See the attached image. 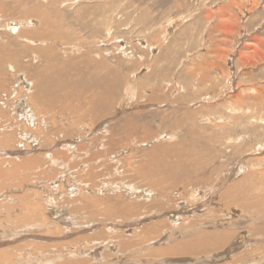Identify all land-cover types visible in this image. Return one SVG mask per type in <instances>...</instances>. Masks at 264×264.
Instances as JSON below:
<instances>
[{"label":"rangeland","instance_id":"374dc122","mask_svg":"<svg viewBox=\"0 0 264 264\" xmlns=\"http://www.w3.org/2000/svg\"><path fill=\"white\" fill-rule=\"evenodd\" d=\"M33 30L0 89V264H264V0H0L2 45Z\"/></svg>","mask_w":264,"mask_h":264},{"label":"bare ground","instance_id":"6f19581e","mask_svg":"<svg viewBox=\"0 0 264 264\" xmlns=\"http://www.w3.org/2000/svg\"><path fill=\"white\" fill-rule=\"evenodd\" d=\"M51 2H53L54 3V1H51ZM40 10V9H39ZM46 11V10H45ZM31 12H33V11H31ZM33 16H35V17H37V19H38V22H39V25L42 27L43 25H49V24H51L52 22H51V18L49 17V15L47 14V12H38V13H36V14H34V13H31ZM58 23V22H57ZM53 24V23H52ZM43 28V27H42ZM41 28V29H42ZM49 28V27H48ZM17 31V30H16ZM44 32H47L46 30L44 31ZM42 33L41 35L43 36V34H45V33ZM55 33V32H54ZM23 35H24V33H22ZM46 34H51V32H49V33H46ZM26 35L28 36V38H31V39H27L28 40V43L27 44H23L21 41H19V40H21V38H19L18 36L16 37V38H18V39H10V40H7L6 41V43L4 44V45H2V40H1V44H0V89L2 88V86L3 85H5V82H6V74H5V69H7L8 67H9V69L10 70H12L13 68H14V66L12 67L11 65H12V63L11 62H9L8 61V59L9 58H12V59H14V58H17L18 57V55H19V53L20 52H22V51H24L25 52V50H28L29 49V47H31V46H34V40H32V38H36L38 35H37V32H35V30H33L32 32H30V33H26ZM59 35V34H58ZM26 37V36H25ZM59 37V36H58ZM11 38V37H10ZM42 38H44L45 39V36H43ZM9 39V38H8ZM40 40H41V38H39ZM38 39V40H39ZM47 39H50V40H52L51 39V36L49 35V37H47ZM47 39H45V40H47ZM56 39H57V37H56ZM37 40V41H38ZM43 40V39H42ZM23 42H24V40H22ZM26 41V40H25ZM44 41V40H43ZM56 41V40H55ZM58 41V40H57ZM63 41V40H62ZM54 42V41H53ZM40 43V42H39ZM41 43H43V42H41ZM45 43H46V41H45ZM44 43V44H45ZM51 43V42H50ZM37 44H38V42H37ZM52 44V43H51ZM40 45V44H39ZM66 45V44H65ZM45 46H47V43H46V45ZM40 47H42V46H40ZM55 47V46H54ZM69 47V46H68ZM32 48V47H31ZM36 49V48H35ZM62 49H64V48H62ZM38 51H40V50H42V51H40L41 52V54H40V56H41V60L42 61H44L45 60V62L46 61H49V54H51L52 52L51 51H53L52 49H51V46L50 47H47V48H44V49H37ZM70 50V49H69ZM34 51H36V50H34ZM40 52H38V53H40ZM37 52H32L31 54H36ZM55 53V52H54ZM62 53H65V51L64 52H62ZM20 54H22V53H20ZM25 54L26 53H24L23 55L25 56ZM59 54V53H58ZM30 55V54H29ZM53 55V54H52ZM54 56H56V55H54ZM57 56H59V55H57ZM61 56H63V55H61ZM28 57V56H27ZM26 57V58H27ZM30 57V56H29ZM28 57V58H29ZM52 58H53V56H52ZM57 57H55V59H56ZM89 58V57H88ZM33 59H35L36 60V58H34L33 57ZM32 59V60H33ZM51 59V58H50ZM55 59H53L52 61H55ZM91 59V58H90ZM23 60V59H22ZM25 60L26 59H24V61L23 62H25ZM28 60V59H27ZM30 61V60H29ZM38 61V60H37ZM31 62H33V61H31ZM101 62V61H100ZM48 63V62H47ZM53 63V62H52ZM56 63V62H55ZM96 63V62H95ZM102 63V62H101ZM15 64V63H14ZM30 64V63H29ZM28 64V65H29ZM32 64V63H31ZM30 64V65H31ZM41 64H42V62H41ZM57 64H59V63H57ZM57 64H55V65H57ZM65 64V63H64ZM22 65H23V63H22ZM39 65V64H38ZM38 65H37V68H38ZM44 65V64H43ZM52 65V64H51ZM95 65V64H94ZM17 66V65H16ZM15 66V67H16ZM20 66V65H19ZM18 66V67H19ZM32 66V65H31ZM36 66V65H35ZM95 66H97V65H95ZM28 67V66H27ZM40 67H42V65L40 66ZM44 67V66H43ZM47 67V66H46ZM69 67V66H68ZM35 68V67H34ZM49 68V67H48ZM97 68V67H96ZM101 68V67H100ZM16 69V68H15ZM19 69H22V68H20L19 67ZM24 69V68H23ZM26 69V68H25ZM30 69V68H29ZM44 69H45V67H44ZM43 69V71H46V70H44ZM47 69V68H46ZM62 69V68H61ZM68 69V68H67ZM4 70V71H3ZM18 70V69H17ZM42 70V69H41ZM25 71V70H24ZM24 71H22V72H24ZM55 71H56V69H55ZM59 71V70H58ZM62 71H64V70H62ZM65 71H67L66 69H65ZM69 71V70H68ZM67 71V72H68ZM71 71V70H70ZM82 71V70H81ZM11 72H13V71H11ZM19 72H21V71H19ZM27 72V71H26ZM54 72V71H53ZM48 73H49V71H48ZM52 73V72H51ZM78 73V72H77ZM13 74V73H12ZM16 74V73H15ZM53 74V73H52ZM58 74H61V75H58ZM72 74V73H71ZM14 75V74H13ZM33 75V74H32ZM44 74L43 73H41L40 72V70L38 69V71H37V73L35 74L34 73V76L32 77V78H34V80H32V87L34 88V86L35 87H37V88H43L42 90H50L51 89V93L53 92V89L55 90L56 89V87L55 86H57L54 82L55 81H53V78L50 76V77H47L48 79H46L45 77L43 78L42 76H43ZM47 75V74H46ZM45 75V76H46ZM56 75H58V76H60V79L63 77V74L61 73V72H59V73H57ZM69 75V74H68ZM58 76H56V77H58ZM66 76V75H65ZM30 77H31V75H30ZM55 77V76H54ZM55 77V78H56ZM68 77V76H67ZM95 77V76H94ZM9 78V77H8ZM16 78V77H15ZM29 78V77H28ZM31 78V79H32ZM30 79V78H29ZM30 79V80H31ZM63 79H64V77H63ZM104 79V78H103ZM54 80H56V79H54ZM117 80V79H116ZM59 81H57V83H58ZM60 82H61V80H60ZM29 83H30V81H29ZM63 83V82H62ZM11 84V83H10ZM31 84V83H30ZM55 84V85H54ZM67 84V83H66ZM54 85V86H53ZM60 85V84H59ZM63 85H61V87H62ZM114 86V85H113ZM7 88V87H6ZM30 88V87H29ZM36 88V89H37ZM35 89V88H34ZM113 89L114 88H110V89H108V91H107V95H108V97L110 96H112V94H113ZM41 90V91H42ZM3 92H4V89L2 90ZM32 91V90H31ZM41 91L39 92V91H36V92H33V94H35V98H43V94L41 93ZM70 91V90H69ZM5 92H6V90H5ZM9 92V91H8ZM66 92V91H65ZM64 93V92H63ZM100 93V92H99ZM29 94V93H28ZM33 94H32V96H33ZM37 94V95H36ZM46 94H48V93H46ZM55 94H57V93H55ZM67 94V93H66ZM69 94V93H68ZM72 95V94H71ZM74 95V94H73ZM106 95V96H107ZM29 96V95H28ZM27 96V97H28ZM51 95H49V97H50ZM103 96V95H102ZM45 97V96H44ZM58 97V96H57ZM57 97H55L57 100L56 101H58V98ZM71 97V96H70ZM77 97V96H76ZM62 98V97H61ZM60 98V99H61ZM72 98V97H71ZM70 98V99H71ZM40 99V100H41ZM46 99V98H45ZM101 99L102 98H99V100H98V98L97 97H95V98H93V104H90V108H86L84 111L82 110L81 112H83L80 116H81V118H83L84 116H87V115H89L90 113H92V111H93V109L94 108H97V105L101 102ZM104 99H105V97H104ZM107 99V98H106ZM39 100V99H38ZM48 100V99H47ZM63 100V99H62ZM73 100H74V97H73ZM110 100H112V99H110ZM109 100V101H110ZM42 101V100H41ZM49 101V100H48ZM55 101V102H56ZM74 101H76V100H74ZM38 102H40V101H38ZM37 102V103H38ZM45 102V101H44ZM50 102V101H49ZM59 102V101H58ZM60 102H61V100H60ZM67 102H68V100H67ZM111 102V101H110ZM47 103V102H46ZM90 103V102H89ZM89 103H88V106H89ZM45 104V103H44ZM51 104V103H50ZM50 104H49V106H50ZM67 104V103H66ZM83 104V103H82ZM110 104V103H109ZM59 105V104H58ZM62 105V104H61ZM64 105H65V102H64ZM70 105V104H69ZM69 105H67V106H69ZM114 105V104H113ZM43 106V105H42ZM42 106H40L41 108H42ZM48 106V107H49ZM109 106V105H108ZM53 107V106H52ZM70 108H72L73 107V104H72V107L71 106H69ZM3 108H4V106H3ZM44 108L46 109V106H44ZM43 108V109H44ZM78 109V106H76L75 107V109ZM50 109V108H49ZM1 110V109H0ZM81 109H79V110H77L76 112H78V111H80ZM4 111V110H3ZM47 111H49L48 109H47ZM51 111V110H50ZM73 112V111H72ZM1 113V112H0ZM45 113V112H44ZM74 113V112H73ZM76 114V113H75ZM79 114V113H78ZM77 117V116H76ZM1 120V119H0ZM45 120V119H44ZM16 125V124H15ZM14 126V125H13ZM136 126V125H135ZM10 128V127H9ZM7 126H4V125H0V131H1V134H0V142H1V144H3V145H5V144H7L8 143V141L10 140V135H11V133L8 131V130H5V129H9ZM13 128V127H12ZM16 129V128H15ZM119 129V128H118ZM122 129V132H123V130H126V132L129 134L130 133V127L128 126V125H123V127L121 128ZM14 130V129H13ZM37 130V129H36ZM23 131V130H22ZM31 131V130H30ZM40 131V130H39ZM124 133V132H123ZM39 134V133H38ZM47 135V134H46ZM44 137V136H43ZM14 138V137H13ZM13 138H12V141H13ZM3 139V140H2ZM43 140V139H42ZM47 141H49L48 140V138L46 139ZM16 142V141H15ZM14 142V143H15ZM43 142V141H42ZM1 144H0V147L1 148H3V145L1 146ZM8 145V144H7ZM12 145H13V142H12ZM5 150V149H4ZM23 151V150H22ZM9 153V152H8ZM13 153V152H12ZM38 157H36V160L38 161L39 159H37ZM27 159V158H26ZM3 160V159H2ZM2 160L0 159V162H2ZM35 160V159H34ZM23 161V160H22ZM33 161V160H32ZM4 162H5V160H4ZM24 163V162H23ZM17 164V163H16ZM15 164V165H16ZM21 164H22V162H21ZM35 164V163H34ZM12 165V164H11ZM10 165V166H11ZM14 165V166H15ZM24 165H27V161H26V163H24ZM13 166V165H12ZM13 166V167H14ZM31 166H32V164H31ZM0 167H1V165H0ZM3 167V166H2ZM16 167V166H15ZM17 167H19L18 165H17ZM8 168V167H7ZM10 168V167H9ZM22 168V167H21ZM23 168H26V167H23ZM2 170H3V168H1ZM1 169H0V174H4V172H2L1 171ZM11 169V168H10ZM198 169V167L196 166L195 168H194V170L193 171H196ZM6 171H8L7 169H6ZM11 171V170H10ZM16 171H18V168H17V170ZM199 171H201V166L199 167V169L197 170V172H199ZM9 172V171H8ZM20 172V171H19ZM149 172H152V170H149ZM10 173V172H9ZM8 173V174H9ZM15 173H13V175H14ZM17 174V173H16ZM5 175H7V174H5ZM18 175H20V174H18ZM2 176V175H1ZM12 176V175H11ZM17 176V175H16ZM15 176V177H16ZM2 177H4V176H2ZM6 178H8V177H6ZM17 178V177H16ZM26 178V177H25ZM1 179L2 178H0V181H1ZM18 179V178H17ZM19 179H20V176H19ZM18 179V180H19ZM27 179V178H26ZM3 180L4 179H2V182H3ZM16 180V179H15ZM22 181H23V179H21ZM11 182V181H10ZM28 182V181H27ZM172 182H174V181H172ZM3 186V185H2ZM165 187H171L172 188V186H165ZM160 192H162V191H160ZM160 195H163V196H165L164 195V192H162V193H159ZM21 196V195H20ZM27 196H28V194H27ZM167 196V195H166ZM18 198V197H17ZM21 198V197H20ZM26 198V197H25ZM80 198V197H79ZM78 198V199H79ZM89 199H90V197H88ZM48 199V198H47ZM81 200H82V198H80ZM21 200V199H20ZM26 200V199H25ZM27 200H29V199H27ZM75 200V199H74ZM32 200H30V202H31ZM80 201V200H79ZM85 201V200H84ZM97 200H89V202H87V201H85L86 203H88V204H86L87 205V207H89L88 209H91L92 211H94L95 210V207H96V205H95V203H97L96 202ZM33 202V201H32ZM39 202V201H38ZM37 202V203H38ZM55 202V201H54ZM102 202V201H101ZM21 203H24V200L23 201H21ZM36 203V202H35ZM34 202H33V204H31V205H28V207H26V210H28V208L30 209L31 207L32 208H34L35 206H36V204H35ZM73 203V202H72ZM78 204L80 203V202H77ZM82 203H83V201H82ZM82 203H81V205H82ZM29 204V203H28ZM75 205H76V203H74ZM77 204V205H78ZM112 204V203H111ZM119 204V203H118ZM121 204V203H120ZM119 204V205H120ZM74 205V206H75ZM80 205V204H79ZM80 205V206H81ZM97 205H99L100 206V204H97ZM38 206V205H37ZM36 206V207H37ZM69 206V205H68ZM83 206V205H82ZM111 206V205H110ZM114 206H116V205H114ZM104 207V206H103ZM102 207V208H103ZM32 208L30 209V210H32ZM72 208H74V207H72ZM105 208V207H104ZM38 209V208H37ZM36 209V210H37ZM42 209V208H41ZM40 209V210H41ZM39 210V209H38ZM72 210V209H71ZM111 210V209H110ZM116 210H118L119 211V213L120 212H124V211H126V208L125 207H123V206H117V209ZM112 211V210H111ZM35 212V211H34ZM38 212V211H37ZM78 212V211H77ZM96 213H97V211H95ZM104 212V211H103ZM106 212H107V215L110 213L108 210H106ZM127 212V211H126ZM125 212V213H126ZM32 213V212H31ZM34 214V213H33ZM36 214V213H35ZM91 214H93L94 215V212H91ZM98 214V213H97ZM97 214L95 215V216H97ZM100 214V213H99ZM103 214V213H102ZM121 214V213H120ZM127 214V213H126ZM28 215V214H27ZM39 215V214H38ZM103 215H105V214H103ZM106 215V216H107ZM125 215V214H124ZM20 216V215H19ZM100 216V215H99ZM98 216V217H99ZM126 216V215H125ZM24 217V216H23ZM22 217V218H23ZM25 217H26V215H25ZM24 217V218H25ZM34 218H32V219H36L37 220V218L36 217H38L37 215L36 216H33ZM42 217V216H41ZM27 218H29L28 216H27ZM106 218V217H105ZM40 219V218H39ZM42 220H43V218H42ZM48 220V219H47ZM25 222V221H24ZM48 229V228H47ZM156 230V229H155ZM52 231V230H51ZM48 232V231H47ZM220 234H222V236H224V232L222 233V232H216V233H205V234H201L199 237H198V239L196 240V241H193V243L192 244H190L189 242H187V244H184V246L186 247V246H191V247H193V246H195V247H197V245H209V244H214V245H216V239L217 240H219L220 241V243L221 242H224L225 241V239H222V238H219V237H217V236H219ZM143 240V239H142ZM212 241H215V243H213ZM79 242V241H78ZM86 242V241H85ZM189 243V244H188ZM31 245H32V243H31ZM199 246L197 247V248H199ZM34 247V246H33ZM42 247V246H41ZM77 247V246H76ZM202 247V246H201ZM179 248H180V246H179ZM183 248V247H182ZM21 249V248H20ZM33 249V248H32ZM187 249V248H186ZM33 250H35V249H33ZM38 250V249H37ZM3 251V250H2ZM26 251V250H25ZM6 252V253H5ZM3 251L2 253L0 252V260H5V259H7L8 258V261H9V256L7 255V251ZM171 252H174V251H171ZM167 253V252H166ZM166 253H163V254H166ZM156 254H158L157 252H156ZM161 254H162V252H161ZM11 255V254H10ZM159 255H160V253H159ZM12 256V255H11ZM10 256V257H11ZM66 256V255H65ZM72 256V255H71ZM73 256H75V255H73ZM13 257V256H12ZM30 258V257H29ZM46 258V257H45ZM68 258V257H67ZM13 259V258H12ZM60 259H62L61 261V264H74L75 263V260H73V259H63V258H60ZM63 260H64V262H63ZM88 260V259H87ZM87 262H89V261H87ZM22 263V262H21ZM5 264H6V262H5ZM9 264V263H8ZM33 264V263H32ZM50 264V263H49ZM76 264V263H75ZM88 264V263H87Z\"/></svg>","mask_w":264,"mask_h":264}]
</instances>
